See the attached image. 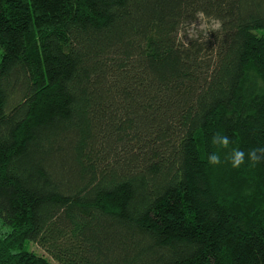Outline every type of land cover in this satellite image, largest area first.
I'll return each instance as SVG.
<instances>
[{"label": "trees", "instance_id": "trees-1", "mask_svg": "<svg viewBox=\"0 0 264 264\" xmlns=\"http://www.w3.org/2000/svg\"><path fill=\"white\" fill-rule=\"evenodd\" d=\"M0 50V264H264V0H0Z\"/></svg>", "mask_w": 264, "mask_h": 264}, {"label": "clouds", "instance_id": "clouds-1", "mask_svg": "<svg viewBox=\"0 0 264 264\" xmlns=\"http://www.w3.org/2000/svg\"><path fill=\"white\" fill-rule=\"evenodd\" d=\"M220 26V22L216 21L215 27L218 29ZM231 143L229 136L222 134L220 131L213 134L212 144L216 145L218 149H228ZM246 158L252 166H255L261 159H264V148H253L248 150L247 153L239 148H232L226 156V160L230 162L233 168H239L245 164ZM207 162L210 165H219L221 163L220 155L217 152L209 154Z\"/></svg>", "mask_w": 264, "mask_h": 264}, {"label": "rangeland", "instance_id": "rangeland-1", "mask_svg": "<svg viewBox=\"0 0 264 264\" xmlns=\"http://www.w3.org/2000/svg\"><path fill=\"white\" fill-rule=\"evenodd\" d=\"M215 23H216L215 19L201 15V16H199V18L196 21L192 22L187 27L185 33L189 37L197 35L199 33H207L208 30H210L211 28H215ZM185 33L184 32L182 33V37H185V35H184ZM1 56H2V54H1V50H0V59H1ZM6 230H8V227L3 225V223L0 221V231H6ZM29 248L31 250L37 252L38 254H42V255L49 257L52 260V258L34 242L29 243Z\"/></svg>", "mask_w": 264, "mask_h": 264}]
</instances>
